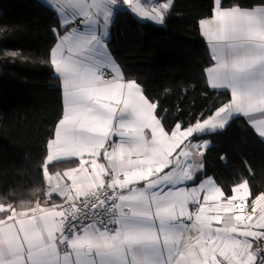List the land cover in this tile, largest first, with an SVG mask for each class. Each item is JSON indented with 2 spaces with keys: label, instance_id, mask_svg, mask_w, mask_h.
<instances>
[{
  "label": "snow or ice",
  "instance_id": "6c2138e0",
  "mask_svg": "<svg viewBox=\"0 0 264 264\" xmlns=\"http://www.w3.org/2000/svg\"><path fill=\"white\" fill-rule=\"evenodd\" d=\"M172 2L148 11L141 0H122L137 18L160 25ZM49 3L59 20L49 62L61 80L63 113L47 162L79 158V168L49 175L44 166L46 197L62 204L37 201L28 212L0 204V264H264V195L251 212L235 214L247 185L225 197L198 159L208 143L198 135L238 116L264 138V0L227 7L214 0L213 17L200 21L214 61L207 79L231 99L171 128L108 48L121 0Z\"/></svg>",
  "mask_w": 264,
  "mask_h": 264
},
{
  "label": "trees",
  "instance_id": "16d2710c",
  "mask_svg": "<svg viewBox=\"0 0 264 264\" xmlns=\"http://www.w3.org/2000/svg\"><path fill=\"white\" fill-rule=\"evenodd\" d=\"M247 2L223 0V6ZM213 5L214 0H173L163 25L119 10L111 26V53L125 77L158 103L168 128L231 99L229 91L211 89L207 79L214 61L200 21L212 15ZM58 25L54 9L39 0H0V204L18 210L46 196L47 142L63 113L61 80L49 62ZM204 136L211 140L203 152L204 174L225 196L244 181L252 198L264 194V139L246 118Z\"/></svg>",
  "mask_w": 264,
  "mask_h": 264
},
{
  "label": "crops",
  "instance_id": "0c3cea01",
  "mask_svg": "<svg viewBox=\"0 0 264 264\" xmlns=\"http://www.w3.org/2000/svg\"><path fill=\"white\" fill-rule=\"evenodd\" d=\"M39 1H41L42 3H44V4H46V5H48V6H50V7H52L51 6V4L49 3V0H39ZM141 2H142V4H143V6L145 7V9L146 10H148V11H151V9L153 8V7H159L160 5H162L163 3H167V0H141ZM53 3H56V4H61V0H53ZM224 7H226V6H224ZM128 10V7H127V5H124L123 3H122V0H121V7H119L117 10H116V14H117V12L119 11V10ZM170 9H171V7H170ZM170 9H168V10H166V12H165V20H166V18H167V15H168V13H169V11H170ZM55 11V10H54ZM213 12H214V10H213ZM56 13V12H55ZM56 15H57V13H56ZM116 16V15H115ZM213 17V13H212V15L211 16H209V17H207V18H205V19H211ZM142 20H146V19H142ZM146 21H149V20H146ZM152 22V21H151ZM153 23H155V22H153ZM157 24V23H156ZM201 31H202V29H201ZM205 39H206V41H207V43H208V45H209V48H210V51H211V44L208 42V40H207V38L205 37ZM108 48H109V45H108ZM109 50H110V48H109ZM111 52V51H110ZM112 54V53H111ZM112 56L114 57V55L112 54ZM114 59L116 60V58L114 57ZM116 62L119 64V62L116 60ZM214 64V63H213ZM212 64V65H213ZM120 65V64H119ZM212 65H210V67L212 66ZM209 68V67H208ZM125 79L126 80H133V79H127L126 77H125ZM134 81H136V80H134ZM137 82V81H136ZM138 83V82H137ZM139 84V83H138ZM140 85V84H139ZM141 86V85H140ZM142 87V86H141ZM143 89V88H142ZM226 91H229L230 92V90H226ZM147 96V95H146ZM148 97V96H147ZM158 118H160L159 116H158ZM254 118H256V119H259V118H261L260 117V115L257 113V114H254ZM247 119V118H246ZM248 120V119H247ZM248 122H249V124H250V121L248 120ZM253 128V127H252ZM254 129V128H253ZM208 133H212V132H206V133H204V134H199L198 135V140L201 142V143H203L204 141H206V142H208L207 143V146L206 147H201V149H200V151L203 153L210 145H211V140L209 139V138H207V137H205L204 135L205 134H208ZM257 133V132H256ZM258 134V133H257ZM149 135H150V133H149ZM54 138V137H53ZM264 139V138H263ZM203 157V156H202ZM202 157H198V159H202ZM87 158V157H86ZM203 161V160H202ZM98 162H101V163H106V161H104L103 160V158H101ZM45 164H47V167H48V173H49V175H54L55 173H57V172H59V173H61V174H63V172H65V171H68V170H70V169H72V168H79V158H70V159H66V160H59V161H54V162H47V157H46V159H45V163H44V166H45ZM45 177V176H44ZM209 178H212L213 179V182L219 187V185L217 184V182L215 181V179L213 178V177H209ZM45 180H46V178H45ZM63 182H67V183H71L70 181H68L67 180V178L66 177H64V181ZM242 183H244V184H246L247 185V187H248V192H249V195H248V197H247V199L244 201V209L242 210V211H239V212H236L235 214H237V215H243V214H245V213H249V212H251V207H252V204H253V202L256 200V198L257 197H259L260 195H264V194H260V195H258V196H256V197H253L252 198V191H251V188H250V185H249V183L247 182V181H244V182H242ZM241 184V183H240ZM239 184V185H240ZM46 185H47V180H46ZM239 185H237L236 187H238ZM47 187H48V185H47ZM235 187V188H236ZM234 188V189H235ZM47 191V190H46ZM46 194V193H45ZM203 195V194H202ZM202 195H201V199H202ZM234 195H237V193L235 192L233 195H231V196H234ZM231 196H225V197H227V198H230ZM45 203H42V205L41 206H51L52 204H62L63 203V200H62V198H60V197H58V196H53V197H46L45 196ZM237 203H239V200H237L236 201ZM211 203V202H210ZM220 203L221 204H223V203H226V199L225 198H222L221 199V201H220ZM33 207H35V205L33 206ZM190 207V210H191V208H192V206L190 205L189 206ZM32 208V207H31ZM29 209L30 208H28V209H26V210H18V209H16L17 211H23V212H28L29 211ZM210 215H214L215 213H209ZM221 215H222V217H226V216H228V215H232V213H224V212H221ZM259 215V206H257V214H256V216H253V220H255L256 218H257V216ZM186 223H191L190 221H185ZM223 226V219L221 220V222L219 223V224H217L216 222H213V227H222ZM254 230H256V231H261V230H259V229H254ZM192 236H196L197 235V233L195 232V231H193L192 233H190ZM249 239H253V242L254 243H257V241H255L254 240V238H249Z\"/></svg>",
  "mask_w": 264,
  "mask_h": 264
}]
</instances>
